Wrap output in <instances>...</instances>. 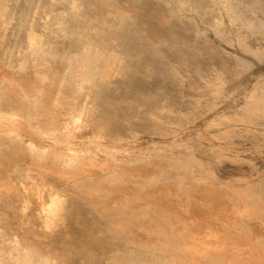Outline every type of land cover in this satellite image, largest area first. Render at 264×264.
<instances>
[{
  "label": "rangeland",
  "instance_id": "374dc122",
  "mask_svg": "<svg viewBox=\"0 0 264 264\" xmlns=\"http://www.w3.org/2000/svg\"><path fill=\"white\" fill-rule=\"evenodd\" d=\"M263 22L264 0H0V101L83 108L0 147V264H264Z\"/></svg>",
  "mask_w": 264,
  "mask_h": 264
},
{
  "label": "bare ground",
  "instance_id": "6f19581e",
  "mask_svg": "<svg viewBox=\"0 0 264 264\" xmlns=\"http://www.w3.org/2000/svg\"><path fill=\"white\" fill-rule=\"evenodd\" d=\"M72 4L70 5L71 7H72V10H73V8H74V2L72 1L71 2ZM141 6V5H140ZM143 6H144V4H143ZM151 6V5H150ZM155 7H157V6H155ZM143 8V7H142ZM158 8V7H157ZM107 9V8H106ZM106 9H105V11H106ZM147 9V8H146ZM159 9V8H158ZM101 10V9H100ZM160 10V9H159ZM227 10V9H226ZM235 10V9H234ZM103 11V10H102ZM105 11H104V13H105ZM162 11V10H161ZM248 11V10H247ZM246 11V12H247ZM151 12V11H150ZM243 12V11H242ZM98 13V12H97ZM101 13V12H100ZM107 13V12H106ZM236 13V12H235ZM251 13V12H250ZM109 14H110V12H109ZM249 14V13H248ZM255 14V13H254ZM253 14V15H254ZM97 15V14H96ZM106 15V14H105ZM162 16H164V15H162ZM241 16V15H240ZM252 16V15H251ZM241 18H242V16H241ZM250 18V17H249ZM252 18V17H251ZM256 18V17H255ZM259 18V17H258ZM258 18H256V19H258ZM245 19H247V18H245ZM244 19V20H245ZM247 20H249V19H247ZM247 20H246V22H247ZM251 20V19H250ZM263 21V20H262ZM255 22V21H254ZM259 22V21H258ZM256 23V22H255ZM264 23V22H263ZM242 24V23H241ZM64 25H66V24H64ZM245 25V24H244ZM257 25V24H256ZM172 26V25H171ZM253 26V25H252ZM66 27V26H65ZM240 27V26H239ZM246 27H248V26H246ZM245 27V28H246ZM262 27V26H261ZM247 29V28H246ZM64 30V29H63ZM170 30V29H169ZM72 31V30H71ZM94 31V30H93ZM95 31H97V29L95 30ZM99 31V30H98ZM97 31V32H98ZM165 31V30H164ZM169 32V31H168ZM260 32V31H259ZM264 32V31H263ZM175 33H177V32H175ZM100 34V33H99ZM258 34V33H257ZM95 35V34H94ZM98 35V34H97ZM96 36V35H95ZM170 36H171V34H170ZM258 36V35H257ZM97 37V36H96ZM101 38V37H100ZM159 39V38H158ZM160 40H161V38H160ZM165 40V39H164ZM86 41V40H85ZM159 41V40H158ZM157 41V42H158ZM171 41V40H170ZM88 42H90V41H88ZM92 42V41H91ZM90 42V44H92ZM114 42V41H113ZM77 43V42H76ZM84 43H86V42H84ZM164 43H166V42H164ZM79 44V43H78ZM168 44V43H167ZM170 44V43H169ZM176 44V43H175ZM94 45V44H93ZM38 46V45H37ZM87 46H89V44L87 45ZM86 46V47H87ZM97 46V45H96ZM39 48V47H38ZM85 48V45H84V47H83V49ZM89 48H91V47H88V49L87 50H89ZM93 48H94V46H93ZM96 48V47H95ZM86 49V48H85ZM84 49V50H85ZM97 49V48H96ZM86 50V51H87ZM101 50V49H100ZM99 50V51H100ZM88 52V51H87ZM86 52V53H87ZM80 53V52H79ZM84 53H85V51H84ZM84 53H81L82 54V58L83 59H80L81 60V62H79L80 63V65L83 67V69H82V75H85V74H88V73H91V71H92V73L93 74H95L98 70H99V67L98 66H100L102 63H103V61H102V63L101 64H97V62H99L98 61V59H100V58H98V59H96L97 58V56L98 55H95L97 52H95L93 49L92 50H90L89 51V53H91V54H89V53H85L86 55H88V57H86V58H88V59H85L84 60V58H85V54ZM101 53V52H100ZM104 53V52H103ZM80 54V55H81ZM102 54V53H101ZM63 55V54H62ZM79 55V56H80ZM64 56V55H63ZM62 56V57H63ZM66 56V55H65ZM77 56H78V54H77ZM106 56V55H105ZM61 57V58H62ZM104 57V56H103ZM114 57V56H113ZM187 57H189V56H187ZM80 58H81V56H80ZM115 58V57H114ZM180 58V57H179ZM68 60V58L66 57L64 60ZM196 59V58H195ZM66 60V61H67ZM97 60V61H96ZM104 60V59H103ZM108 60V59H107ZM191 60H193V59H191ZM198 60V59H197ZM196 60V61H197ZM69 62L68 63H70V60H68ZM95 61H96V64L94 65V63H95ZM109 61V60H108ZM90 62H93V64L92 65H89L90 64ZM105 63H107L106 62V59H105V61H104ZM115 62V61H114ZM137 62V61H136ZM178 62V61H177ZM177 62H176V64H177ZM182 62H183V60H182ZM117 63V62H116ZM66 64H67V62H66ZM104 64V63H103ZM98 65V66H97ZM120 65V64H119ZM193 65V64H192ZM209 65V64H208ZM102 66V65H101ZM108 66V65H107ZM183 66V65H182ZM185 66V65H184ZM183 66V67H184ZM106 67V66H105ZM195 67V65H193L192 66V68H194ZM199 67V66H198ZM111 68V67H110ZM177 68V67H176ZM197 68V67H196ZM210 68H211V66H210ZM98 69V70H97ZM199 69V68H198ZM97 70V71H96ZM194 72V71H193ZM212 72H213V70H212ZM187 73V72H186ZM189 73H190V71H189ZM196 71H195V75H196ZM211 74V73H210ZM23 77V76H22ZM21 77V78H22ZM84 77V76H83ZM193 78V77H192ZM201 78V77H200ZM207 78V77H206ZM197 79V78H196ZM25 80V79H24ZM24 80H22V82L24 81ZM194 80V79H193ZM198 80H199V77H198ZM26 81V80H25ZM21 82V81H20ZM21 82V83H22ZM200 82V81H199ZM12 83V82H11ZM13 84H15V83H13ZM16 84H18L19 85V83H17L16 82ZM23 84V83H22ZM28 83H26L25 85H27ZM206 84V83H205ZM195 85V84H194ZM208 85H210V84H208ZM21 86V85H20ZM20 86L19 87H17V88H15L14 87V93L16 92L15 90L16 89H18L19 88V90L22 88H24L25 86L24 85H22L21 86V88H20ZM24 86V87H23ZM197 86V85H196ZM22 89H21V91H22ZM21 91H19V93L21 92ZM13 92V91H12ZM23 92V91H22ZM13 93V94H14ZM19 93L18 94H16V95H19ZM8 94V93H7ZM10 94V93H9ZM12 94V95H13ZM11 95V96H12ZM1 96H4V95H1ZM39 96V95H38ZM8 100H6V98H4L3 99V101L1 102L0 101V147L1 148H3L4 147V145H5V147H7V149L9 150H12V149H14V148H8V145L6 146V144L5 143H12L11 145H10V147H13L12 145H14L13 143H15L14 142V140L15 141H18V139H20L19 141H21L22 139L20 138L21 136L19 135V129H20V126H21V121L22 120H25V118H26V120H28V122L29 121H31L33 118V122H35V119H37V121L40 123V124H45V125H47V123H50V124H58V123H62V122H64V120L65 119H69V120H72V123H74V124H76V123H78V122H80V118H81V114L83 113V108L81 109V110H78L79 112L77 113V108H78V106L75 104V103H73V104H71L69 107H68V109H67V112L69 113V114H66L67 115V117L66 118H64V119H61L60 118V114H57V111H55V110H53L52 109V107H50L52 110H50V111H47V110H45L41 105H44L45 104V106H46V104H47V102L45 103V100H43L42 99V97H35V95L33 96L34 97V99L33 100H27L28 98H26V96H23V99H21V97H16V96H12V97H16L15 99L14 98H11V97H7V96H5ZM1 98V97H0ZM24 98H26V99H24ZM254 99V98H253ZM18 100H21V103H19L18 102ZM244 100V99H243ZM247 104V103H246ZM249 104V103H248ZM48 105V104H47ZM255 105V104H254ZM258 105V104H257ZM261 105H262V103H261ZM260 105V106H261ZM199 106H200V103H199ZM256 107V106H255ZM34 109V111L36 110V111H39L40 112V117L39 116H35L34 117V115H33V113L32 114H30L33 110L32 109ZM46 108H49V106H46ZM262 108V107H261ZM80 109V108H79ZM253 109V108H252ZM29 110H31V112H29ZM6 111H8L9 112V115H5L4 114V112H6ZM33 111V112H34ZM36 111H35V113H36ZM7 113V112H6ZM34 113V114H35ZM42 113V114H41ZM79 113H81L80 115L81 116H79V115H77V114H79ZM88 113H89V111H88ZM85 114V113H84ZM30 115H33V116H30ZM36 115V114H35ZM39 115V114H38ZM30 117L32 118L31 120H30ZM39 117V118H38ZM241 117V116H240ZM22 119V120H21ZM263 119V118H262ZM242 120V119H241ZM36 121V122H37ZM248 121H250V120H248ZM25 122V121H24ZM32 122V121H31ZM35 122V123H36ZM37 122V123H38ZM245 122H247V121H245ZM244 122V123H245ZM30 123V122H29ZM36 123V124H37ZM226 123H227V121H226ZM35 124V125H36ZM221 124V123H220ZM248 124V123H247ZM63 125H65L66 126V123L65 124H63ZM36 127H39V125L38 126H36ZM64 127V126H63ZM217 128H218V126H217ZM232 128H234L233 126H232ZM59 129V128H58ZM65 129V128H64ZM222 129V128H221ZM245 129V128H244ZM57 130V129H56ZM63 130V129H62ZM223 130V129H222ZM226 130H228V129H226ZM52 131V130H51ZM60 131V130H59ZM69 131V130H68ZM67 131V132H68ZM229 131V130H228ZM243 131V130H242ZM221 131H218V133H220ZM223 132V131H222ZM232 132H233V130H232ZM241 132V131H240ZM253 132H254V130H253ZM48 133V132H47ZM50 133V132H49ZM69 133V132H68ZM226 133V132H225ZM243 133V132H242ZM257 133V132H256ZM45 134V133H44ZM228 134V133H227ZM229 134H230V132H229ZM231 134H234V133H231ZM236 134V133H235ZM238 134V133H237ZM240 134V133H239ZM250 134V133H249ZM259 134V133H258ZM241 135V134H240ZM17 136H19V138H17ZM229 136V135H228ZM245 136V135H244ZM254 136V135H253ZM224 137H226V136H224ZM252 138V137H251ZM17 139V140H16ZM230 139V138H229ZM232 139V138H231ZM231 139H230V142H231ZM247 139V138H246ZM238 140V139H237ZM237 142V141H236ZM19 143V142H18ZM20 143H22V141L20 142ZM233 143V142H232ZM25 144V143H24ZM27 144V143H26ZM18 145V144H17ZM29 145H31V143H29ZM26 146V145H25ZM24 146V148H26ZM32 147H33V145H31ZM31 146H28L27 145V148L29 147H31ZM258 146V145H257ZM14 147H16L15 149L16 150H18L19 148H18V146H14ZM0 148V149H1ZM18 148V149H17ZM22 148V147H21ZM34 148V147H33ZM7 149L5 148V151H7ZM14 149V150H15ZM36 149V148H35ZM35 149H34V151H35ZM38 149V148H37ZM41 149H42V146H41ZM261 149V148H260ZM4 150V149H3ZM9 150V151H10ZM30 150V149H29ZM33 150V149H32ZM47 150V149H46ZM9 151H7V153H10ZM33 151V152H34ZM38 151H40V150H38ZM43 152H44V150H42ZM256 151V150H255ZM36 153H37V150L35 151ZM46 152V151H45ZM257 152V151H256ZM39 153H41V152H39ZM261 153V152H260ZM61 154V153H60ZM39 155V154H38ZM42 155V154H41ZM43 155H44V153H43ZM55 155V159H56V157H57V162H56V160L54 161L53 160V158H52V161L53 162H55V163H57L58 165L60 164V166L61 165H63V164H66V160H65V158H66V156H63V155H61V156H63V158L62 157H59L60 155H59V153H58V155L56 156V154H53V156ZM69 156V158L71 157L70 155H68ZM59 157V158H58ZM78 157V156H77ZM82 158H84L83 156H81ZM80 157V158H81ZM42 158V157H41ZM68 157H67V159H69ZM70 159H72V161H74V159L73 158H70ZM79 159V158H78ZM82 160H84V159H82ZM51 161V162H52ZM79 161V160H78ZM76 162H77V159H76ZM83 162V161H82ZM79 163H81L80 161H79ZM85 163V162H84ZM52 164V163H51ZM73 164H74V162H73ZM72 163L71 164H68L69 166L71 165V167H72V165H73ZM89 164V163H88ZM87 164V165H88ZM54 164H52V166H53ZM75 165H77V163L75 164ZM81 164H79V166H80ZM57 166V165H56ZM59 166V167H60ZM74 166V165H73ZM82 166V165H81ZM80 166V167H81ZM53 167H55V166H53ZM59 167H57V168H59ZM75 167V166H74ZM77 167V166H76ZM79 167V168H80ZM104 167V166H103ZM78 168V169H79ZM92 168V167H91ZM78 169H76V170H78ZM80 169H82V168H80ZM61 170V169H60ZM73 170H74V168H73ZM76 170L74 171V172H76ZM81 172V171H80ZM190 173V172H189ZM188 173V174H189ZM115 174V173H114ZM84 175V174H83ZM193 175H194V173H193ZM116 176V175H115ZM118 176V175H117ZM237 182V181H236ZM243 183V182H242ZM235 184V183H234ZM241 186V185H240ZM245 187V186H244ZM126 188V187H125ZM262 189V188H261ZM52 196H55L53 199H51V201H50V203L47 205V207H51V213H50V216L52 215V214H54L58 209H60L59 208V204L62 202V200L61 199H59V200H61L60 202H59V200L57 199V194L55 195H52ZM60 207H62V204H61V206ZM132 207V206H131ZM130 207V208H131ZM135 208V207H134ZM133 208V209H134ZM262 208H264L263 206H262ZM48 210H49V212H50V208H48ZM48 210H46V212L48 211ZM45 211V210H44ZM60 211H61V209H60ZM135 211V210H134ZM58 212V211H57ZM264 212V211H263ZM60 213V212H59ZM264 214V213H263ZM263 214H261L262 215V217H264L263 216ZM49 214H47V216H48ZM54 215H56V214H54ZM54 215H52V216H54ZM144 215V214H143ZM45 216H46V214H45ZM44 216V217H45ZM58 216V215H57ZM56 216V217H57ZM170 216H172V215H170ZM154 217V216H153ZM152 218V217H151ZM155 218V217H154ZM142 219V221H140V220H138V221H133V219H132V222H129V223H131L132 225H130L131 227L132 226H134L135 225V227L134 228H136V230L139 228V229H141V227L140 226H143L144 225V223H145V220H143L144 218H141ZM181 219V218H180ZM48 220V219H47ZM46 220V221H47ZM173 220V219H172ZM174 220H176V219H174ZM173 220V221H174ZM148 221V220H147ZM144 222V223H143ZM45 224H46V222H44ZM49 223H51V222H49ZM141 223V224H140ZM158 223V222H157ZM160 223V222H159ZM171 223V222H170ZM128 224V223H127ZM185 224V223H184ZM47 225V224H46ZM125 225L126 224H122V225H118V236L120 237V240H123V239H127V240H124L125 242H131L132 241V243L133 242H135V240H134V238H132L131 237V241H130V239H128L130 236H129V234H126L125 233V235H128V238L125 236V238L123 237L124 236V234L122 235V237L120 236V234L121 233H123L122 231H123V227H125ZM162 225V224H161ZM160 225V226H161ZM179 225V224H178ZM126 226H128V225H126ZM130 226H128V228L130 227ZM145 226V225H144ZM163 226H165V225H163ZM184 226V225H183ZM121 227H122V229H121ZM138 227V228H137ZM142 228H144V227H142ZM168 228V227H167ZM125 229V228H124ZM163 229H165V228H163ZM122 230V231H121ZM135 230V231H136ZM126 231V230H125ZM124 231V232H125ZM131 232V231H130ZM137 232V231H136ZM135 232V233H136ZM163 232V231H162ZM171 232V231H170ZM173 232V231H172ZM163 233H165V231L163 232ZM239 233H241V232H239ZM137 234V233H136ZM139 234V233H138ZM140 234H142V233H140ZM162 234V233H161ZM180 234V233H179ZM178 234V235H179ZM165 235H167V234H165ZM210 235V234H209ZM141 236V235H140ZM146 236V235H145ZM145 236H144V238H145ZM211 236H216V235H211ZM139 237V236H138ZM147 237V236H146ZM149 237V236H148ZM154 236L152 235V238H153ZM218 237V236H217ZM216 237V238H217ZM143 238V239H144ZM171 238V237H170ZM173 238V237H172ZM215 238V239H216ZM238 238H240V237H238ZM147 239V238H146ZM150 239V238H149ZM162 239V238H161ZM223 239V238H222ZM222 239H221V241H222ZM187 240V239H186ZM217 240H218V238H217ZM164 241V240H163ZM194 241V240H193ZM219 242H220V239L218 240ZM145 242H147V241H145ZM149 243H150V241H148ZM189 242H190V240H189ZM188 242V243H189ZM212 242H213V240H212ZM214 242L216 243L217 241H215L214 240ZM222 242H224V241H222ZM222 242H221V244H222ZM237 242V241H236ZM149 243H147V244H149ZM156 243H158L157 241H156ZM187 243V244H188ZM195 243V242H194ZM215 243H212V244H214L215 245ZM169 244V243H168ZM174 244H176V243H174ZM202 244V243H201ZM208 244V243H207ZM210 245H211V243H209ZM208 244V245H209ZM225 244V243H224ZM150 245H151V243H150ZM197 245V244H196ZM204 245H206V243H204L203 245H202V250H203V247H205ZM208 245H207V247H208ZM209 245V246H210ZM132 246H134V245H132ZM213 246V245H212ZM215 246H217V244L215 245ZM214 246V247H215ZM225 246V245H224ZM148 248V247H147ZM187 249L188 248H190V245H189V247L187 246L186 247ZM193 248H195V247H193L192 246V249ZM200 248V247H199ZM206 248V247H205ZM210 248V247H209ZM149 249V248H148ZM195 250H196V248H195ZM214 250V249H213ZM212 250V251H213ZM217 250V249H216ZM221 250V249H220ZM163 251V250H162ZM171 251V250H170ZM194 251V250H193ZM197 251V250H196ZM222 251V250H221ZM166 252H168V251H166ZM175 252V251H174ZM181 252V251H180ZM184 252V251H183ZM188 252V251H187ZM199 252H200V250H199ZM202 253L204 252V251H201ZM158 253V252H157ZM156 253V254H157ZM252 253V252H251ZM250 253V254H251ZM192 254H195V252L194 253H192ZM199 254V253H198ZM206 254V253H205ZM219 254H220V252H219ZM218 254V255H219ZM224 254H225V252H224ZM160 255V254H159ZM187 255H188V253H187ZM235 255V254H234ZM243 255V254H242ZM15 256V255H14ZM162 256V255H161ZM166 256H170V254H167ZM176 256V255H175ZM193 256V255H192ZM197 256V255H196ZM201 256V255H200ZM222 256H223V254H222ZM226 256H228V255H226ZM225 256V257H226ZM229 256H230V254H229ZM236 256H237V258L238 257H240V256H238L237 255V253H236ZM16 257V256H15ZM154 257H156V256H154ZM160 257V256H159ZM158 257V258H159ZM184 257V256H183ZM198 257H199V255H198ZM197 257V258H198ZM205 257V256H204ZM217 257H219V256H217ZM232 257V256H231ZM18 258V257H17ZM125 258V257H124ZM167 258V257H166ZM169 258V257H168ZM248 258V257H247ZM259 258H260V256H259ZM179 259V258H178ZM182 259V258H181ZM186 259V258H185ZM25 260V259H24ZM184 260V259H183ZM209 260V259H208ZM219 260V259H218ZM242 260V259H241ZM249 260H251V259H249ZM28 261V260H27ZM43 261V260H42ZM189 261V260H188ZM199 261V260H198ZM197 261V262H198ZM16 262V261H15ZM31 262V261H30ZM40 262V261H39ZM226 262H228V261H226ZM17 263V262H16ZM47 263V262H46ZM176 263H180V262H176ZM193 263H194V261H193ZM221 263V262H220ZM234 263V262H233ZM243 263V262H242ZM245 263V262H244ZM3 264H4V262H3ZM6 264H7V262H6ZM39 264V263H38ZM165 264V263H164ZM170 264V263H169ZM183 264H185V263H183ZM187 264H189V263H187ZM257 264V263H256Z\"/></svg>",
  "mask_w": 264,
  "mask_h": 264
}]
</instances>
